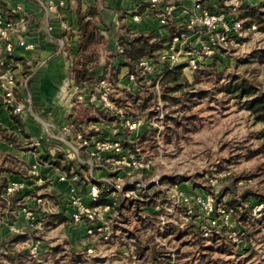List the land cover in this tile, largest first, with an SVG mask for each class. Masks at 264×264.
<instances>
[{"label":"rangeland","instance_id":"rangeland-1","mask_svg":"<svg viewBox=\"0 0 264 264\" xmlns=\"http://www.w3.org/2000/svg\"><path fill=\"white\" fill-rule=\"evenodd\" d=\"M262 50L259 29L222 63L185 71L200 93L185 104L166 106L157 94L144 108L145 88L136 95L116 91L115 101L120 102L119 95L127 99L128 117L151 125L137 140L154 164L146 180L161 181L144 197L147 214L117 195L108 216L112 241L94 230L80 238L79 226L51 221L19 234L13 252L0 250V264H156L151 254L170 264H264V124L252 99L228 92L243 81L262 82L264 62L252 57ZM60 92L64 97L68 91ZM181 191L188 198L212 196L216 211L208 217L192 205L189 218L175 197ZM213 220L219 228L210 235L207 223ZM139 244L154 247V253L140 251Z\"/></svg>","mask_w":264,"mask_h":264},{"label":"built area","instance_id":"built-area-1","mask_svg":"<svg viewBox=\"0 0 264 264\" xmlns=\"http://www.w3.org/2000/svg\"><path fill=\"white\" fill-rule=\"evenodd\" d=\"M147 3L145 13L155 16L159 23L167 27L170 22L175 25V32L168 33L169 41L163 45V49L156 57H145L138 61L135 73L129 70L119 79L118 84H113L109 80V73L103 74L93 84L79 89L74 80L67 87L68 98H70V107L83 105L87 108H94L104 119V121L114 124L117 132L113 138L108 141L91 143L84 134H79L77 139L83 148H89V161L82 160L78 151L66 150L64 153L74 159L76 162L74 171H90L88 178L81 180L80 175L74 171L69 178L73 182H80L81 187L70 190L67 203L57 204L56 206H45L44 201L30 195L29 200L40 204L43 210L50 214L64 215L68 221L74 224H85L88 226V233L94 232L103 234V240L110 242L114 225L109 221L108 216H112L116 206V196L121 195L123 201H139L140 209L144 214L150 209L145 204L144 195L150 190L159 186V178L146 180V177L152 173L154 164L147 159L142 149L138 148L137 140L150 129L151 125L145 123L142 119L128 117L129 108L120 107L113 99L116 91L129 92L136 95L137 91L145 88L146 90L156 89L159 93V85L163 77L174 67L182 66L183 71H199L204 66L208 68L211 64H220L225 55H231L237 48L246 41L249 35L259 32L257 25H247L241 18L242 7L251 2L246 0H193V7L186 4L166 6L165 0H142ZM50 10H56L58 6L50 5ZM7 10L12 16L17 18L13 22ZM142 14H133L132 21L139 23ZM27 13L20 5H10L9 0H0V41L4 42V55L0 56V89L3 94L4 102L10 111L15 114H21L26 106L20 102L15 94L16 91V66L18 63L15 55V47H21L27 50H34L35 44L28 43L25 40H18L14 45L9 40V31L18 30L19 26L25 24ZM91 17L87 21H92ZM61 28L66 33L76 34L68 22H61ZM53 30L50 27V31ZM77 39L80 38L78 32ZM102 34L106 35L104 31ZM123 35V34H122ZM125 36V33L124 35ZM75 40L74 37L70 39ZM122 37L115 38L116 50L119 53L124 52L122 47ZM65 58L67 72L73 73L74 55L70 51L61 52ZM204 67V68H205ZM69 83V81H68ZM114 120L118 122L115 124ZM118 127V128H117ZM69 130V128H68ZM126 130V131H125ZM132 136H134L132 138ZM127 141L136 145V149L131 151L124 147ZM79 159V160H78ZM100 163V164H97ZM96 169H105V177L96 179L93 172ZM82 173V172H81ZM84 178V177H83ZM65 180L66 178H62ZM161 182V181H160ZM87 184L85 190L84 185ZM21 183H12L6 190L5 195L12 196L17 191L22 190ZM178 202H183L187 208V215L192 217V205L196 206L201 214L210 217L215 211L214 199L212 196L207 198L194 195L191 198L185 197L181 191L176 193ZM105 200L107 203H101ZM182 199V200H181ZM186 202V203H185ZM21 212L28 221L33 223L36 228H41L40 221L34 212L26 205L22 207ZM227 220L228 217H222ZM210 235L212 231L219 228V221H208ZM88 253H92L91 248H87Z\"/></svg>","mask_w":264,"mask_h":264},{"label":"crops","instance_id":"crops-1","mask_svg":"<svg viewBox=\"0 0 264 264\" xmlns=\"http://www.w3.org/2000/svg\"><path fill=\"white\" fill-rule=\"evenodd\" d=\"M10 5H20L27 13L24 25L18 30L9 31V40L14 45L18 40L34 43V50L15 47L18 63L16 66L15 94L26 108L21 114L15 115L6 106L0 89V186L7 187L12 183H21L23 189L12 196L0 193V242L9 240L26 231H35V225L28 221L21 212L27 206L36 217L46 225L48 222H68L72 226H79L80 238H85L88 226L74 224L64 215L50 214L43 210L40 204L30 201V195L41 198L45 206L66 204L70 190L80 189V182H73L56 166L45 162L44 158L54 160L57 153L64 154L66 150L84 152L89 156V148H83L77 136L84 134L91 143L108 141L117 132L114 124L104 121L103 117L94 109L83 108L77 113L70 107L68 94L64 97L60 90H67L72 83V73L67 72L65 58L61 52L70 51L77 56L79 39V18L81 15L92 18L104 43L94 51L97 63L92 71L97 81L101 75L111 69L120 68L119 79L129 70L119 66V52L116 50V37H135L141 33L154 35L159 41H169L168 27L162 26L155 16L145 13L147 3L142 0H9ZM166 6L186 4L193 7V0H165ZM58 6L56 10L48 7ZM142 14L141 21L134 23L133 14ZM92 15V14H91ZM68 22L76 34L66 33L61 28V22ZM50 27L53 30L50 31ZM4 28L0 26V30ZM106 32L104 35L102 32ZM125 33V36H123ZM123 34V35H122ZM75 40L71 41L73 38ZM164 43V44H165ZM4 42L0 41V56L4 55ZM69 81V83H68ZM76 120L78 127L71 123ZM69 128V130H68ZM74 129L78 130V133ZM10 137L12 139H10ZM12 156L21 163L20 169L25 176L2 171L3 159ZM81 156V155H80ZM82 158V157H81ZM89 158V157H88ZM67 162L76 167L73 158L67 156ZM90 160V158H89ZM88 160V161H89ZM86 161V160H84ZM100 164V163H97ZM7 166V164H5ZM82 172V173H81ZM84 178L90 171L80 170ZM105 169H96L93 172L96 179L105 177ZM66 178L63 180L62 178ZM86 190L87 184L84 185ZM14 202V203H13ZM63 217L65 221L58 219ZM12 221V222H10Z\"/></svg>","mask_w":264,"mask_h":264},{"label":"trees","instance_id":"trees-1","mask_svg":"<svg viewBox=\"0 0 264 264\" xmlns=\"http://www.w3.org/2000/svg\"><path fill=\"white\" fill-rule=\"evenodd\" d=\"M7 14L9 15V18L16 22L17 18L15 16H12L9 13V10H7ZM92 14V15H91ZM89 16L93 17V13H89ZM241 18L246 22L247 25L255 24L258 26V28L262 31H264V0H260L259 4H253L248 3L247 5L242 7V14ZM168 29L170 30L171 34L175 32V25L170 22L168 24ZM79 32H80V38H79V44H78V54L74 58V70L72 73V78L74 79L76 86L79 89H83L88 85H91L96 82L95 76L93 74V67L97 63V57L95 55V49L104 43V38L100 35L98 28L95 25L94 21H87V16L81 15L79 18ZM165 41H159L155 38L154 35H148L145 33H141L135 37H127L123 38L121 44L124 48L123 53H118L120 65L123 67H127L129 69L130 73H135V69L137 66V63L140 59L145 57H156L158 53L163 49ZM253 58H256L258 60H261L264 62V50L259 51L252 55ZM247 62V61H246ZM120 68L117 69H111L109 73V80L111 83L115 84L118 80V76L120 73ZM261 86V87H260ZM196 90V86L188 80L186 77V74L183 71L182 66H177L171 69L161 80L159 85V93H160V99L162 100L163 104L166 106H170L172 104H185L188 101H192L196 96H198L197 92H194ZM118 92H121L118 90ZM228 92L232 95H239V96H245L247 99H252L254 104L257 105L258 109V118L259 120L264 124V72H263V80L259 85L249 83L247 81H243L237 84L232 85L230 88H228ZM125 96L119 95V100L115 101L116 104L120 107L129 108L127 99L124 98ZM157 98V91L155 88L149 90L148 89V97L147 99H144L141 105H143L144 108H146L149 105L150 100ZM137 99V98H135ZM134 99V101H135ZM139 100V99H138ZM122 101V103H121ZM121 103V104H120ZM127 104V105H126ZM80 108V106H79ZM77 113L80 111L83 112V108L81 107L80 110L76 109ZM77 121L74 120L71 125L74 127H78ZM75 132L78 133L77 129H74ZM1 133V131H0ZM10 139H12L10 137ZM138 146V145H137ZM136 145L130 144L127 141L124 142V147L134 151L137 147ZM139 148V146H138ZM141 149V148H140ZM45 162H48L54 166H56L60 171L64 172L67 177H71V172L74 171L73 166L70 165L65 155L62 153H57L54 160L51 158H44ZM21 163L18 159L7 156L3 159L2 162V171L14 173L16 175L20 176H27L26 173H23V171L20 169ZM7 164V166H5ZM76 174L80 175L81 178H83L80 171H74ZM7 186L5 184L0 186V193L3 192ZM146 197V195H144ZM14 203V202H13ZM102 203H107V201L102 200ZM140 202L139 201H131V209H134L135 207L140 208ZM136 205V206H135ZM122 206H119V209H121ZM124 208V207H123ZM60 220H64L63 217H58ZM12 222V221H10ZM34 232V231H33ZM17 236L12 237L9 240H2L0 242V250L13 252V245L15 240H17ZM138 248L140 251L145 252V249L152 250L154 253L155 249L154 247L150 249V246H146L145 249L143 245L139 244ZM52 253L55 252L52 250ZM15 254V253H13ZM19 255V254H18ZM154 262L156 264H170V261L165 259H160L158 256L151 254ZM13 261V259H11Z\"/></svg>","mask_w":264,"mask_h":264}]
</instances>
